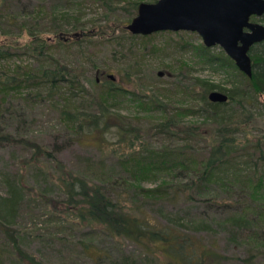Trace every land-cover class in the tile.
I'll return each instance as SVG.
<instances>
[{
  "label": "trees",
  "instance_id": "1",
  "mask_svg": "<svg viewBox=\"0 0 264 264\" xmlns=\"http://www.w3.org/2000/svg\"><path fill=\"white\" fill-rule=\"evenodd\" d=\"M29 1L0 0V34L23 32L30 40L22 46L23 49L11 48L1 42L0 64L21 51L32 54L41 62L40 66L30 67L26 72L19 68L8 73L0 66V148L8 147L23 154L16 166L8 169L13 177L0 179V187L6 192L0 196V231L3 229V240L13 254L19 252L30 264H42L19 247L18 237L14 235L17 229L12 228L22 198L29 195H32L33 204L40 200L46 205L51 203L55 213H69V237L60 234L51 241L56 245L69 243L79 257V264H194L197 259L206 263L207 258L215 255L212 244L199 248L192 240L193 236L179 231L174 225L159 224L140 215L142 209L159 202L168 206L179 201L185 204L200 202L206 211L196 215L195 222L189 219L190 224L195 225L193 231L196 233L208 232L213 225V212L209 213L206 208L228 209L230 215L222 222L223 225L230 224L228 233L247 231L245 238L256 247L255 250L260 249L264 242V125L257 121L251 109L264 98V42L249 49L250 77L241 72L221 49L212 52L216 46L206 47L203 43L198 46L197 56L204 65L228 66L236 72L239 80V84L233 83L230 88H220L197 79L199 110L204 113L200 115L204 119L201 123L185 124L179 115H166L162 121L144 129L119 119V115H107L109 111L105 103L95 97L81 105L85 110L59 109L60 119L79 137V143L89 133H99L96 137L100 139L97 144L100 158L77 154L80 165L67 169L56 157L62 145L54 142L49 149L28 139L26 120L7 105L6 94L12 92L10 99L24 88L32 90L37 86H49L50 91L60 92L64 87L69 89L73 98L78 91L85 92L80 66H69L60 61L49 66L42 61L44 44L52 38H43L44 30L38 27L37 19L32 18L34 13L39 14L36 8L42 6L44 0H34L36 3L31 9ZM138 4L128 3L130 20L136 15ZM261 19L264 21V14ZM56 25L55 38L59 42H73L83 35L82 32V35L74 33L70 38L65 23L57 22ZM113 85L109 87L112 92L136 95ZM217 88L226 95L224 102L208 100V94ZM30 95L31 92L26 95L27 100ZM147 98L151 99L152 108L165 110L156 97ZM227 106H231L230 112L221 114V109ZM92 107L95 111L91 110ZM14 122L12 131L8 127ZM23 129L27 136L22 133ZM110 133L117 137L114 143L125 141L128 146L110 149L112 144L106 137ZM152 137H164L167 142L158 146L149 144L148 139ZM108 154L113 155L114 164H105L103 156ZM32 173L36 177L46 176L44 182L64 192L66 199L51 201V194L46 189H36L32 180L25 179ZM160 176H167V180H162L154 188L141 187V182L156 181ZM237 185L233 202L230 201L231 190ZM215 190H218L217 196ZM229 202L243 207L234 210ZM23 207L28 210L27 204ZM128 244L134 249H128ZM2 256L0 252V264H5ZM253 256L250 254L245 261ZM24 260L20 257L16 262L11 261L25 264Z\"/></svg>",
  "mask_w": 264,
  "mask_h": 264
},
{
  "label": "rangeland",
  "instance_id": "2",
  "mask_svg": "<svg viewBox=\"0 0 264 264\" xmlns=\"http://www.w3.org/2000/svg\"><path fill=\"white\" fill-rule=\"evenodd\" d=\"M155 1L44 0L43 5L36 8V11L39 9V14L34 13L32 19H37L38 27L44 30L43 38H52L44 44L42 61L49 66L57 61L69 66H80L83 71L81 79L85 92L78 91L76 97L73 98L69 89L66 90L64 87L60 89V92L50 91L49 86H37L32 90L24 88L20 94L14 93L12 95L14 97L10 99L12 92L9 91L6 94L9 100L7 105L26 120L28 125L25 127V131L29 136L24 129L22 133L28 139L49 149L54 146V142L62 145L56 152V157L67 169L80 165V162L76 160L77 154L91 158L99 157L97 149L99 148L97 145L99 138L96 137L99 133L85 134L86 136L79 143V137H76L69 126L67 127L60 119L59 109L80 111L84 109L81 105L95 97L98 101L102 100L105 103V107L109 111L107 115H119V119L130 122L132 125H139L144 129L162 121L166 115H179L185 124L201 123L204 119L200 115H204V113L203 110H199L201 103L198 101L197 79L205 80L220 88H230L233 83L239 84L236 72L230 67L215 68L203 64V61L197 56L198 46L202 44V39L196 32L160 31L144 36L133 35L125 28L130 22L129 2L152 3ZM35 3L34 0L29 1V9ZM61 14H64V17H61ZM252 21L264 25L261 17H253ZM57 22L67 25L69 28L67 36L70 38L74 33L78 35L82 32L83 35L81 33L82 36H79L78 40H75L76 42H59L55 38L54 31ZM72 26H75L76 29ZM29 41V36L23 32L0 34V44L5 42L11 48H22ZM219 49L221 47L216 46L212 52L215 53ZM40 63L32 57V54L21 51L15 52L11 58L1 62L0 66L8 70V73H13L19 68L26 72L30 67L40 66ZM112 83L113 86L128 89L136 95L129 96V94L117 93L118 91L112 92L109 89ZM218 90L219 88L215 89V91ZM30 92L32 95L27 100L26 95ZM147 96L156 97L164 105L165 110L152 108L151 99ZM260 101L251 111L257 121L264 125V98L262 97ZM91 110L95 111L93 107ZM230 110L231 106H227L221 109V114H227ZM15 124L14 122L8 129L14 131ZM106 137L112 144L110 149L125 148L129 144L125 141L114 143L117 137L112 133L107 134ZM148 141L149 144L156 146L163 141L167 142L164 137H152ZM15 152L8 147L0 148V179L13 177L12 173L9 174L8 169L16 166L23 155L19 151ZM112 156L111 154L103 156L105 164L114 162L115 159ZM35 175L32 173L25 179L32 180L36 189L39 188L41 191L46 189L51 194L49 195L51 201L61 202L66 199L64 192L44 182L46 176L36 177ZM160 177L156 181L141 182V187L143 189L154 188L162 180H167V176ZM238 187L239 185L232 188L230 201L235 202ZM217 191H213L216 196ZM5 193V190L0 187V196L3 197ZM218 194L222 195V193ZM216 196L214 197L216 198ZM31 197L32 195L22 198L21 209H18L12 223V228L17 229L14 235L16 238L18 237L19 247L42 264H79V257L74 249L69 247V243L56 245L51 241L52 237L60 234H66L69 237V226H67L70 220L69 213H55V210L51 208V203L46 205L40 200L33 204ZM23 204H27L28 210L23 207ZM251 205L255 206L253 203ZM241 207H243L242 204L230 203V208L234 210H239ZM206 209L209 213L213 212L211 213L213 225L208 232L199 233L193 231L195 225L190 224L189 219L195 222V216L206 211L200 202L185 204L183 201H179L174 203V206L159 202L142 209L140 215L146 216L156 223L159 222V224L174 225L179 231L193 236L192 240L199 248L205 244H212L215 247V255L207 258L206 263L197 259L194 264H198L199 261V264H264V242L260 249L255 250L256 247H253L250 241L245 238L247 231L241 233L232 230V234L228 233L230 224L223 225L222 222L225 217L227 219L230 215L228 213L230 210ZM1 231L2 261L5 264H13L11 260L16 262V258L21 257L24 260L25 258L19 252L13 254L11 247L3 240V231ZM11 236L13 237V234ZM3 242L5 243L2 244ZM128 249H134L133 245L128 244ZM250 254L254 256L245 261ZM24 261L25 264H30L27 260Z\"/></svg>",
  "mask_w": 264,
  "mask_h": 264
},
{
  "label": "water",
  "instance_id": "3",
  "mask_svg": "<svg viewBox=\"0 0 264 264\" xmlns=\"http://www.w3.org/2000/svg\"><path fill=\"white\" fill-rule=\"evenodd\" d=\"M263 14L264 0H156L139 3L136 15L125 28L133 35L144 36L160 31L196 32L204 46L221 47L250 77L249 49L264 42V25L251 17ZM208 100L224 102L226 95L214 90Z\"/></svg>",
  "mask_w": 264,
  "mask_h": 264
},
{
  "label": "flooded vegetation",
  "instance_id": "4",
  "mask_svg": "<svg viewBox=\"0 0 264 264\" xmlns=\"http://www.w3.org/2000/svg\"><path fill=\"white\" fill-rule=\"evenodd\" d=\"M252 20V19H251Z\"/></svg>",
  "mask_w": 264,
  "mask_h": 264
}]
</instances>
